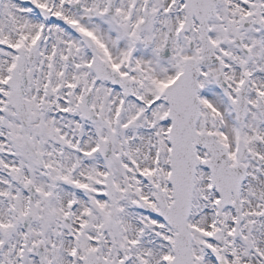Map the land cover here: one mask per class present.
I'll use <instances>...</instances> for the list:
<instances>
[{"label":"snow or ice","instance_id":"1","mask_svg":"<svg viewBox=\"0 0 264 264\" xmlns=\"http://www.w3.org/2000/svg\"><path fill=\"white\" fill-rule=\"evenodd\" d=\"M0 264H264V0H0Z\"/></svg>","mask_w":264,"mask_h":264}]
</instances>
